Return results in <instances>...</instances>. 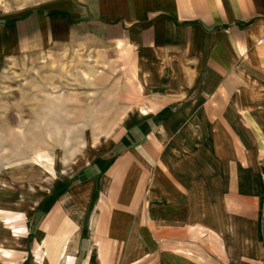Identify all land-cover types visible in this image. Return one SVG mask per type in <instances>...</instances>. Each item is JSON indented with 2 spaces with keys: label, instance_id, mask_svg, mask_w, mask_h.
I'll list each match as a JSON object with an SVG mask.
<instances>
[{
  "label": "crops",
  "instance_id": "1",
  "mask_svg": "<svg viewBox=\"0 0 264 264\" xmlns=\"http://www.w3.org/2000/svg\"><path fill=\"white\" fill-rule=\"evenodd\" d=\"M50 14L80 21L97 48L126 50L146 100L123 122L119 156L103 160H113L103 244L122 245V264L191 263L144 249L155 240L208 253L211 264H264V100L247 57H259L264 0H56ZM198 229L208 239L195 241ZM5 232L0 252L12 255L17 237ZM62 243L45 241L39 264H73ZM214 243L224 253L201 246Z\"/></svg>",
  "mask_w": 264,
  "mask_h": 264
},
{
  "label": "rangeland",
  "instance_id": "2",
  "mask_svg": "<svg viewBox=\"0 0 264 264\" xmlns=\"http://www.w3.org/2000/svg\"><path fill=\"white\" fill-rule=\"evenodd\" d=\"M55 1L0 0V226L5 237H17L8 248L12 255L0 252V264H39L37 254L44 256V242L53 238L66 242L73 264H122V245L105 246L99 228L112 215L105 197L113 176L105 172L113 160H103L119 156L123 124L146 100L127 51L109 44L97 48L84 38L81 22L66 14L53 20ZM259 34V57H247L264 100V27ZM7 218L11 225L4 223ZM201 230L192 236L195 241L210 236ZM201 246L224 253L220 244ZM143 247L187 254L188 264H211L208 253L195 254L188 245L163 250L155 240Z\"/></svg>",
  "mask_w": 264,
  "mask_h": 264
},
{
  "label": "bare ground",
  "instance_id": "3",
  "mask_svg": "<svg viewBox=\"0 0 264 264\" xmlns=\"http://www.w3.org/2000/svg\"><path fill=\"white\" fill-rule=\"evenodd\" d=\"M144 112H146V111H144ZM19 233V232H18ZM70 256V255H69Z\"/></svg>",
  "mask_w": 264,
  "mask_h": 264
}]
</instances>
